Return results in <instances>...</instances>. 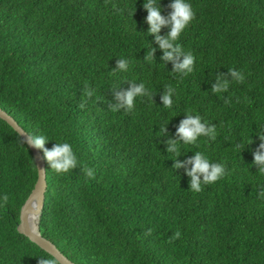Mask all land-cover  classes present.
Wrapping results in <instances>:
<instances>
[{
	"label": "trees",
	"instance_id": "trees-1",
	"mask_svg": "<svg viewBox=\"0 0 264 264\" xmlns=\"http://www.w3.org/2000/svg\"><path fill=\"white\" fill-rule=\"evenodd\" d=\"M143 2L0 0V108L30 135L47 136L45 148L70 143L78 160L58 174L40 150L48 183L40 232L75 264H264V175L252 167L264 127V0H189L195 19L178 41L195 57L187 75L162 60ZM170 2L161 0L162 15ZM119 59L127 70L114 71ZM222 78L227 90L213 92ZM131 83L148 95L113 111ZM189 114L214 125L216 138L182 145L177 159L200 151L225 165L199 192L166 150ZM37 181L33 151L0 118V198L8 196L0 264H60L18 231Z\"/></svg>",
	"mask_w": 264,
	"mask_h": 264
},
{
	"label": "clouds",
	"instance_id": "clouds-1",
	"mask_svg": "<svg viewBox=\"0 0 264 264\" xmlns=\"http://www.w3.org/2000/svg\"><path fill=\"white\" fill-rule=\"evenodd\" d=\"M143 9L147 12L145 22L148 25V33L154 35L156 43L163 52L162 60L173 62V71L187 75L193 70L195 57L191 52H185L178 43L182 33L195 19V12L189 0H171L168 7L171 9L167 16L162 15L161 0H144L142 4ZM135 12V11H134ZM162 28H168L166 35H160ZM155 49L151 48L147 59H153ZM182 57V60L180 59ZM129 61L127 59H119L117 62L118 70H127ZM229 74L236 81H242L244 76L241 72L230 69ZM228 80L222 78V82H218L213 86V92H220L227 90ZM174 89L169 87L167 92L161 97L162 105L166 108L172 106V96ZM91 96V91L87 92ZM148 92L144 83H131L129 90L122 95H118L117 99L120 103L112 106L113 111H119L121 108L126 111H131L135 106V101L138 97L147 96ZM166 126L160 128V135H164ZM255 136L260 140L257 149L253 152L252 167L257 169L261 175H264V127L255 130ZM176 137L178 139H168L167 152L175 154L173 159L174 169L185 167L186 174L190 177L189 189L194 192H199L203 185L213 184L220 180L225 173V165L222 162H213L210 158L200 151H195L194 155L186 160L180 161L177 159L181 154L182 145H195L199 138L207 137L210 140L216 138V128L214 125L205 123L199 115H186L176 130ZM252 140V137H251ZM51 141L45 135H30L27 138V145L38 150L44 154L46 161L50 165V169L56 173H66L78 164L77 156L73 151L72 145L67 142H55L51 149L45 148V144ZM182 142V143H181ZM253 142V141H252ZM251 142V143H252ZM251 143H248L250 145ZM190 164L191 169L188 170L186 165ZM88 176L93 173L89 169ZM258 196L264 198V188L258 192ZM4 202H7L8 196H3ZM38 264H55L53 260L39 257Z\"/></svg>",
	"mask_w": 264,
	"mask_h": 264
},
{
	"label": "water",
	"instance_id": "water-1",
	"mask_svg": "<svg viewBox=\"0 0 264 264\" xmlns=\"http://www.w3.org/2000/svg\"><path fill=\"white\" fill-rule=\"evenodd\" d=\"M0 118L8 122L27 143V138L30 134L19 125L14 117L0 108ZM30 148L34 153L38 167V181L30 197L21 209L18 231L20 234L28 237L41 249L52 255L60 264H75L40 232L41 216L48 189L47 170L42 152L36 148Z\"/></svg>",
	"mask_w": 264,
	"mask_h": 264
}]
</instances>
